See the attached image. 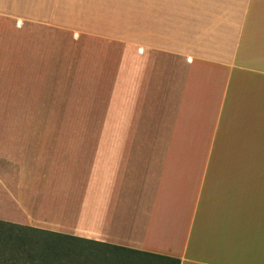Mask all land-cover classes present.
I'll return each instance as SVG.
<instances>
[{"label": "crops", "instance_id": "obj_1", "mask_svg": "<svg viewBox=\"0 0 264 264\" xmlns=\"http://www.w3.org/2000/svg\"><path fill=\"white\" fill-rule=\"evenodd\" d=\"M81 3L32 18L73 28L74 117L34 146L0 127V223L264 264V0Z\"/></svg>", "mask_w": 264, "mask_h": 264}, {"label": "rangeland", "instance_id": "obj_2", "mask_svg": "<svg viewBox=\"0 0 264 264\" xmlns=\"http://www.w3.org/2000/svg\"><path fill=\"white\" fill-rule=\"evenodd\" d=\"M78 1L83 2L0 0V11L13 13L12 16L0 14V127L6 131L10 124L18 125L19 137L24 139L20 145L29 138L31 146L37 145L44 133H55L43 131L44 124L73 121L76 43L73 28L57 29L32 18L46 16L52 8L61 5L65 11L63 20L73 26ZM60 107L64 108L62 113ZM2 146L3 162H7L9 154L5 149L9 150L11 144L4 142ZM20 235L15 228L0 224V264H38L27 244L32 235L25 234L26 244L19 249L13 241ZM38 241L33 238V243ZM124 258L110 264H131Z\"/></svg>", "mask_w": 264, "mask_h": 264}, {"label": "trees", "instance_id": "obj_3", "mask_svg": "<svg viewBox=\"0 0 264 264\" xmlns=\"http://www.w3.org/2000/svg\"><path fill=\"white\" fill-rule=\"evenodd\" d=\"M13 228L21 234L17 238H14L15 240L12 238L14 240L13 243L19 249L26 244L27 236L25 234L33 236H31L32 239L27 244L30 251L34 253V258H36L33 260H36L38 264H110V261L120 262L124 257L131 264H179V261L176 259L150 254L135 255L132 251L125 248L92 242L68 235L35 228ZM33 238H38L39 241L33 243ZM17 240H22V242L17 243ZM32 244H35L34 247Z\"/></svg>", "mask_w": 264, "mask_h": 264}]
</instances>
